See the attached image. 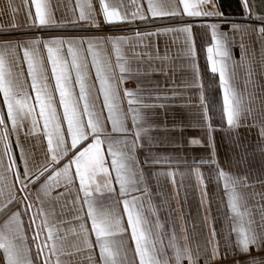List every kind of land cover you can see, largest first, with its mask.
<instances>
[{
	"label": "snow or ice",
	"instance_id": "6c2138e0",
	"mask_svg": "<svg viewBox=\"0 0 264 264\" xmlns=\"http://www.w3.org/2000/svg\"><path fill=\"white\" fill-rule=\"evenodd\" d=\"M238 2L242 23L219 0H74L68 19H57L50 0H23L33 34L0 39V264H224L229 257L230 264H264V104L258 118L252 96L233 84L238 65L246 87L257 64L264 75V0ZM19 11L6 0L0 36L22 27ZM166 20L175 23L139 29ZM101 23L130 30L109 34ZM66 25L105 34H39ZM196 27L209 37L218 108L205 95ZM253 34L255 42H246ZM241 127L255 129L253 152ZM217 133L230 151L240 150L229 164L245 174L221 166ZM255 152L261 166L250 182ZM213 182L223 193L217 216ZM191 187L199 193L198 222L181 202ZM249 188L255 204L243 191Z\"/></svg>",
	"mask_w": 264,
	"mask_h": 264
},
{
	"label": "crops",
	"instance_id": "0c3cea01",
	"mask_svg": "<svg viewBox=\"0 0 264 264\" xmlns=\"http://www.w3.org/2000/svg\"><path fill=\"white\" fill-rule=\"evenodd\" d=\"M52 5L56 7V17L57 19L61 18H71V7L74 3V0H50ZM6 0H0V9H3L5 6ZM14 3L19 7L20 11L18 13L19 21L22 25V27L17 28L15 30H12V35L8 36H0V39H23L26 38L29 35H32L33 32L29 31L27 29V26L25 24V14L27 9L23 6V0H14ZM257 5L259 6L260 0H256ZM220 4V10L225 13L226 16L234 18L235 22L242 23L244 21L241 20V9L239 6L238 0H219ZM180 18L177 17L176 20L178 21ZM4 22V17L0 16V23ZM209 22H215L214 19H210ZM139 24V22H137ZM169 23H175V21H149L147 24H139V29L141 31H152V25H159V26H165ZM197 24L200 23L199 20L196 21ZM72 25H66L62 29H58L53 33H39L42 35H103L105 33L103 32H97V31H74V30H67L65 28H68ZM226 28V25L224 26ZM100 28L110 30L109 34H124V32L117 31L120 29H123L125 31L130 30V26L126 24H116V25H106L101 23ZM197 35V56H198V63L201 70V75L204 81L205 85V95L207 97L208 102L214 107L218 108L219 105L222 103V93L219 88V77L218 74L211 73L209 66L207 64V45L209 43V37L205 35L206 29L202 27H196L194 29ZM246 42L251 39L253 42H255L256 37L253 34L250 38L246 37ZM254 46L257 49V58L259 57V45L258 43H254ZM160 49L163 53L164 50V40H160ZM176 53V47L171 46V54ZM232 53L235 58V60L239 61L240 59V48L238 46V43L235 47L232 48ZM256 75L254 76V85L248 84L247 87L245 85V72L242 67L239 65L236 68V76L233 80V84L235 88L243 94L246 98L249 96H252L251 100V106L253 108L254 113L260 118L261 116V105L264 104V75L260 73L259 70V64L256 66ZM179 76V73H178ZM129 86H134L133 84H130ZM254 94V95H253ZM193 99L195 100V94L193 95ZM194 110V109H193ZM250 119V118H249ZM240 133L242 138H247L248 143V151L253 152L256 147V141L257 137L255 134V129H252L251 131L247 128L241 127ZM22 142H24L26 145L29 143H32L31 140H25L24 137H21ZM216 145H217V154L219 157V160L221 162V166L224 167L226 171H230L233 174L236 175H243L248 170L240 165H231L229 164V157L231 155V151H235L239 153V149H231L230 151V145L226 140L222 138V135L220 133L216 134ZM176 151V150H171ZM186 152L189 153L190 156H196L199 158L200 156H207V152L204 149L201 148H194V149H185ZM261 166V157L259 152H255L254 154V163L252 165L253 168L256 169L255 173H252L249 175V181L251 182L253 175H259V169ZM181 170H184V166H182ZM205 172V175L207 176L208 173L211 171L210 167H205L203 169ZM154 183V182H153ZM186 184L190 183L186 179ZM165 192H170L171 188L170 185H164ZM256 191H260L261 188L259 185H256ZM210 194L213 192L215 195H212V215L217 216L218 212L217 210L220 209L223 210V207L220 202V198L223 196L222 191L216 189L215 182L209 186ZM243 191L246 194L247 200L249 204H255L259 201V197H256L253 199L250 196H247V193L251 192L252 189H243ZM181 202L184 207L186 218L189 220H195L199 221V193L194 187L187 188V202H183V192L181 193ZM173 206H175V203L173 202ZM162 216L165 215V213H161ZM217 228L219 229L220 223H217ZM191 231V229H190ZM198 232H200L199 226L197 229ZM206 231V230H205ZM201 243H203V233L200 232V235L197 237ZM231 257H229L228 261H225L224 264H230Z\"/></svg>",
	"mask_w": 264,
	"mask_h": 264
},
{
	"label": "rangeland",
	"instance_id": "374dc122",
	"mask_svg": "<svg viewBox=\"0 0 264 264\" xmlns=\"http://www.w3.org/2000/svg\"><path fill=\"white\" fill-rule=\"evenodd\" d=\"M68 27V26H67ZM67 30H74V31H85L82 28H80L79 26L73 27V26H69L68 28H65ZM88 31H95L94 29L92 30H88Z\"/></svg>",
	"mask_w": 264,
	"mask_h": 264
}]
</instances>
